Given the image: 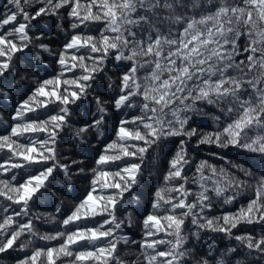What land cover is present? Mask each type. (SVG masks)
<instances>
[{
  "label": "snow or ice",
  "instance_id": "1",
  "mask_svg": "<svg viewBox=\"0 0 264 264\" xmlns=\"http://www.w3.org/2000/svg\"><path fill=\"white\" fill-rule=\"evenodd\" d=\"M0 123V264H264V0H0Z\"/></svg>",
  "mask_w": 264,
  "mask_h": 264
},
{
  "label": "trees",
  "instance_id": "2",
  "mask_svg": "<svg viewBox=\"0 0 264 264\" xmlns=\"http://www.w3.org/2000/svg\"><path fill=\"white\" fill-rule=\"evenodd\" d=\"M4 118L7 119V113H4ZM4 125L0 123V132L3 131Z\"/></svg>",
  "mask_w": 264,
  "mask_h": 264
}]
</instances>
